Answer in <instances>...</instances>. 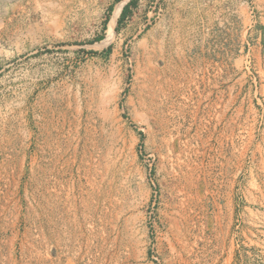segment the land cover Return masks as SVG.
Instances as JSON below:
<instances>
[{"label":"rangeland","instance_id":"374dc122","mask_svg":"<svg viewBox=\"0 0 264 264\" xmlns=\"http://www.w3.org/2000/svg\"><path fill=\"white\" fill-rule=\"evenodd\" d=\"M129 1L0 0V264H264V0Z\"/></svg>","mask_w":264,"mask_h":264},{"label":"trees","instance_id":"16d2710c","mask_svg":"<svg viewBox=\"0 0 264 264\" xmlns=\"http://www.w3.org/2000/svg\"><path fill=\"white\" fill-rule=\"evenodd\" d=\"M136 0H130L129 2H127L123 7L122 10L119 14V17L117 18V26L115 27V29L117 30L118 25L123 21V19L125 18V16L130 12V6L132 4H135ZM107 23V19L104 20V26ZM102 38V35L98 38H96V40H100ZM110 50V48H108L106 51L108 52Z\"/></svg>","mask_w":264,"mask_h":264},{"label":"bare ground","instance_id":"6f19581e","mask_svg":"<svg viewBox=\"0 0 264 264\" xmlns=\"http://www.w3.org/2000/svg\"><path fill=\"white\" fill-rule=\"evenodd\" d=\"M119 10H120V7H118V9L115 11L114 16L112 17V19H111V21H110L109 33H110V30H111L112 24H113V22H114V20H115L116 15L118 14Z\"/></svg>","mask_w":264,"mask_h":264}]
</instances>
